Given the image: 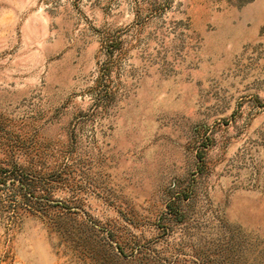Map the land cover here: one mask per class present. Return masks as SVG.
<instances>
[{"label": "rangeland", "instance_id": "374dc122", "mask_svg": "<svg viewBox=\"0 0 264 264\" xmlns=\"http://www.w3.org/2000/svg\"><path fill=\"white\" fill-rule=\"evenodd\" d=\"M0 164V264H264V0H0Z\"/></svg>", "mask_w": 264, "mask_h": 264}, {"label": "trees", "instance_id": "16d2710c", "mask_svg": "<svg viewBox=\"0 0 264 264\" xmlns=\"http://www.w3.org/2000/svg\"><path fill=\"white\" fill-rule=\"evenodd\" d=\"M9 174L11 176H8ZM28 177V174H25L24 172H18L14 166L10 168L9 166L0 164V188H7L11 190L13 187H20L27 189L29 183L27 181ZM27 192L28 191L24 190L21 194V199L23 202L29 201V196H31V194ZM14 194L15 193L12 195Z\"/></svg>", "mask_w": 264, "mask_h": 264}]
</instances>
